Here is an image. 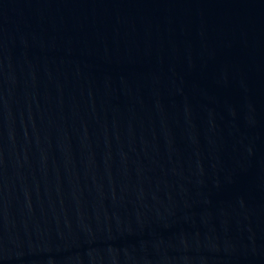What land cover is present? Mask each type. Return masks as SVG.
<instances>
[{
	"label": "water",
	"instance_id": "1",
	"mask_svg": "<svg viewBox=\"0 0 264 264\" xmlns=\"http://www.w3.org/2000/svg\"><path fill=\"white\" fill-rule=\"evenodd\" d=\"M0 264H264V0H0Z\"/></svg>",
	"mask_w": 264,
	"mask_h": 264
}]
</instances>
